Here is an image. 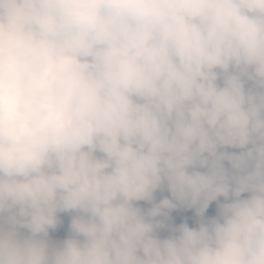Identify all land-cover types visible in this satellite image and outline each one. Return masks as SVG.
<instances>
[{"label":"clouds","instance_id":"9594fccd","mask_svg":"<svg viewBox=\"0 0 264 264\" xmlns=\"http://www.w3.org/2000/svg\"><path fill=\"white\" fill-rule=\"evenodd\" d=\"M0 264H264V0H0Z\"/></svg>","mask_w":264,"mask_h":264},{"label":"trees","instance_id":"16d2710c","mask_svg":"<svg viewBox=\"0 0 264 264\" xmlns=\"http://www.w3.org/2000/svg\"><path fill=\"white\" fill-rule=\"evenodd\" d=\"M214 210H215V205H213V206H212V209H210V214H211L212 212H214ZM174 215H176L177 222H180V220L182 219L183 216H189V217H191L193 214L190 213V212H188V213L174 214ZM189 223H190V226H193L192 221H189ZM55 236H56V233L53 234V237H55Z\"/></svg>","mask_w":264,"mask_h":264},{"label":"rangeland","instance_id":"374dc122","mask_svg":"<svg viewBox=\"0 0 264 264\" xmlns=\"http://www.w3.org/2000/svg\"><path fill=\"white\" fill-rule=\"evenodd\" d=\"M65 235V229H61L59 232L56 233L55 239L63 238Z\"/></svg>","mask_w":264,"mask_h":264}]
</instances>
